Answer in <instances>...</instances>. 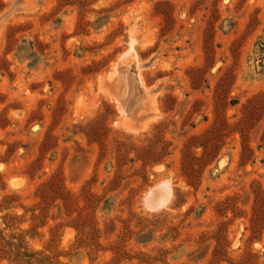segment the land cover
I'll list each match as a JSON object with an SVG mask.
<instances>
[{"label": "rangeland", "instance_id": "rangeland-1", "mask_svg": "<svg viewBox=\"0 0 264 264\" xmlns=\"http://www.w3.org/2000/svg\"><path fill=\"white\" fill-rule=\"evenodd\" d=\"M259 189L264 0H0V264H264Z\"/></svg>", "mask_w": 264, "mask_h": 264}, {"label": "bare ground", "instance_id": "bare-ground-1", "mask_svg": "<svg viewBox=\"0 0 264 264\" xmlns=\"http://www.w3.org/2000/svg\"><path fill=\"white\" fill-rule=\"evenodd\" d=\"M123 55L126 59L125 62L122 63L119 62V64H124L122 68L124 70H128L132 67L134 68V71L132 73L130 72L128 73L129 75L128 80L131 82V87H133L132 96L136 94L139 95L138 89H140L141 95H143L144 90H142V82L137 70L139 65L136 63L137 61H135V54L130 48ZM138 97L139 96H137L135 99L137 100ZM129 105L130 103L128 97L126 99L124 98L119 100V106L123 113H126L128 111ZM170 195H171V188L168 180L161 181L148 192V198H149L148 208L158 209L166 206V204L170 199Z\"/></svg>", "mask_w": 264, "mask_h": 264}, {"label": "trees", "instance_id": "trees-1", "mask_svg": "<svg viewBox=\"0 0 264 264\" xmlns=\"http://www.w3.org/2000/svg\"><path fill=\"white\" fill-rule=\"evenodd\" d=\"M199 146V144H198ZM245 149V144L243 145V150ZM255 217L251 219V228L259 231L261 228V214L264 213V190H258L255 194Z\"/></svg>", "mask_w": 264, "mask_h": 264}, {"label": "water", "instance_id": "water-1", "mask_svg": "<svg viewBox=\"0 0 264 264\" xmlns=\"http://www.w3.org/2000/svg\"><path fill=\"white\" fill-rule=\"evenodd\" d=\"M148 200H149V198H148V193H147L146 196H145V204H146V206H149L148 205V202H149Z\"/></svg>", "mask_w": 264, "mask_h": 264}]
</instances>
